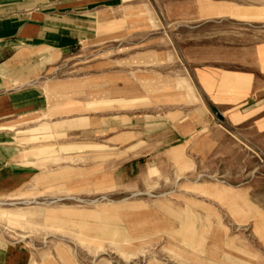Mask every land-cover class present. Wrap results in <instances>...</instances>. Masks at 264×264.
Listing matches in <instances>:
<instances>
[{
    "label": "rangeland",
    "instance_id": "1",
    "mask_svg": "<svg viewBox=\"0 0 264 264\" xmlns=\"http://www.w3.org/2000/svg\"><path fill=\"white\" fill-rule=\"evenodd\" d=\"M104 5L39 75L69 105L0 234L33 264H264V0Z\"/></svg>",
    "mask_w": 264,
    "mask_h": 264
},
{
    "label": "crops",
    "instance_id": "2",
    "mask_svg": "<svg viewBox=\"0 0 264 264\" xmlns=\"http://www.w3.org/2000/svg\"><path fill=\"white\" fill-rule=\"evenodd\" d=\"M104 4L105 0H0V196L17 194L27 180L45 177L32 171L30 164L36 160L24 155L41 156L46 147L53 155V146H41L39 140L57 132V125L46 117L65 112L69 104L55 99L70 96L66 89L71 81L43 83L39 75L57 56L96 38L99 22L110 11ZM250 89L251 81L243 98ZM0 264L33 262L27 251L0 234Z\"/></svg>",
    "mask_w": 264,
    "mask_h": 264
}]
</instances>
